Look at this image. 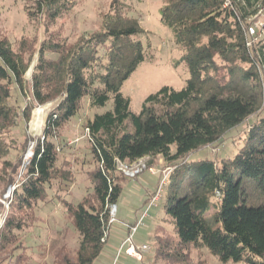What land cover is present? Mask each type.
<instances>
[{
    "label": "trees",
    "instance_id": "trees-1",
    "mask_svg": "<svg viewBox=\"0 0 264 264\" xmlns=\"http://www.w3.org/2000/svg\"><path fill=\"white\" fill-rule=\"evenodd\" d=\"M23 1L27 19L42 23L44 38L38 42L36 37H22L15 44L0 39V147L12 131L24 138L21 156L12 164L18 170L23 166L22 176L0 225L4 263L14 259L19 264L28 258L21 257L20 235L38 221L35 214L39 204L56 200L78 241L70 250L63 228L60 237L44 249L51 252L52 264H93L103 249L101 240L109 232L110 206L116 205L120 183L125 180L118 164L143 159L144 172L157 167L161 160L173 168L186 164L191 175L187 192L179 195L176 186L163 204L165 217L154 230L152 264H205L192 257L193 250H206L222 264H264V203L246 206L240 180L236 179L240 175L252 180L264 201V104L257 110L252 96L240 94L231 86L239 66L255 65L259 69L264 65V42L245 34L254 21L249 18L257 13L261 1L161 0L160 21L182 49L177 64H185L191 78L182 89L163 86L147 96L138 114L130 111L129 100L119 87L144 60L140 43L132 44L134 57L130 62L124 67L114 66L121 74L115 81L107 74L108 66L99 68L97 64L98 49L108 39H130L142 33L132 25L118 27L125 21L124 4L111 2L103 32L68 42L51 28L60 13L73 5L72 0ZM34 55L36 62L26 82L24 74ZM251 77L245 74L243 78ZM208 82L214 84L212 95L186 124L185 109L202 100ZM110 97L109 111L81 125L87 129V150L95 164L86 172L90 191L76 203L67 202L60 194L67 193L73 177L69 169L57 163L59 150L71 146L62 143L60 132L81 112L84 101L90 108H102ZM48 103L54 107L46 116L42 137L35 139L32 156L23 165L26 123L34 108ZM245 122L249 129L232 158L199 159L188 164L191 154L208 146L215 149L222 144L225 132ZM11 150L7 147L5 153ZM14 177L3 178L4 187L13 186ZM213 208L217 210V226L209 225L206 219Z\"/></svg>",
    "mask_w": 264,
    "mask_h": 264
},
{
    "label": "rangeland",
    "instance_id": "rangeland-1",
    "mask_svg": "<svg viewBox=\"0 0 264 264\" xmlns=\"http://www.w3.org/2000/svg\"><path fill=\"white\" fill-rule=\"evenodd\" d=\"M113 0H72V6L67 11L61 12L52 26L51 30H58L63 38L68 42H75L80 36L89 39L92 34L103 32L106 16L110 14L109 7ZM260 8L262 14L258 15L259 19L264 20V0H260ZM117 2L125 5L122 10L124 22L118 25L135 26L140 37H132L130 39H119L117 41L107 40L103 47L98 50L99 61L97 64L108 66V75L110 79L115 81V77H120L114 66L124 67L134 57V49L132 44L140 43V53L143 55V62L138 64L135 69L121 82L119 91L122 96L129 100L130 111L134 114L140 112L141 106L145 98L154 94L161 87L167 86L174 90L182 89L191 76L185 64H177L181 58L183 51L176 45L175 38L169 28L164 26L160 21L161 0H117ZM26 5L23 0H0V39L7 38L11 43L15 44L22 37H36L38 42L43 40L42 23L30 22L27 19L23 6ZM259 9V8H258ZM251 12V9L247 10ZM254 12V11H253ZM252 12V13H253ZM257 14V13H256ZM255 14V15H256ZM251 15H248V17ZM112 24L109 25L111 27ZM108 27V28H109ZM102 38V37H100ZM112 47V49H108ZM117 53L118 56L115 54ZM264 53V50H263ZM110 58V61H108ZM36 62V55L33 56L30 66L24 74V80L30 81L32 69ZM260 69V71H259ZM239 66L233 77L231 86L240 94L252 96L257 102V110H260L264 104V65ZM261 73V75H260ZM245 74L252 77L245 80ZM257 79V80H256ZM214 84L208 82L205 84V96L198 102H192L185 109V123L189 124L197 110L203 106L206 98L212 95ZM13 94V92H12ZM26 101H28L26 99ZM13 104V100L11 102ZM54 103H48L42 107H36L32 110L30 120L26 123L24 132L27 140L26 151L22 156V164H26L30 157H27L29 151L33 147L35 139L42 137L47 114L53 109ZM112 107V98L102 108H90L87 101H84L83 109L62 128L60 135L62 143H67L70 148L60 149L58 152L57 166L64 165L69 169L73 177V183L69 184L67 193H61L60 196L65 198L67 202H78L87 192L90 191V183L87 179L86 172L92 170L95 164L89 157L87 150V142L83 124L86 120L92 119L94 115H100L109 111ZM41 111V112H39ZM261 114V113H260ZM41 118V119H40ZM252 118L249 119L251 121ZM42 122L40 123V121ZM82 125V126H81ZM249 129L248 122L243 123L235 130L225 132L223 136L220 134L217 138L223 137L221 145L215 149L208 146L193 153L189 157V163L196 159H224L232 158L242 146L245 132ZM24 138L21 133L12 131V133L4 138L0 147V225L7 215L11 202L12 192L17 188V183L21 179L23 166L21 169L13 167L12 164L20 158L21 143ZM61 143V144H62ZM12 148L11 152L5 153V149ZM19 150V151H18ZM4 162H8L7 165ZM159 170L156 173L159 176L152 177L148 172H144L137 176L136 179L125 177L120 183L121 194L116 203L117 212L115 219L120 211L133 213L139 208V197L144 195V190L157 189L163 178V173L168 168L165 164L158 163ZM2 168V171H1ZM3 168H6L5 170ZM18 170V171H17ZM15 179L13 186L4 187L3 178L11 176ZM121 176V174H117ZM236 179L240 180L242 198L246 206L257 207L264 203L255 183L252 180L236 175ZM191 181V175L187 171V165L174 167L166 176L165 186L162 187L161 199L156 207H152L148 211V219H145L144 226L139 228L135 237L142 236L147 242L150 251L147 253L153 256V238L146 231V226L150 227L153 232L154 225L161 223L159 219L165 217L163 204L167 199L169 192L177 187L179 195L187 192V186ZM145 183V184H144ZM135 188V189H134ZM129 203V204H128ZM142 207L140 213L144 210ZM36 217L38 221L28 230L21 234V257H28L27 261L23 260L19 264H52L50 253L45 248L54 239L60 237V232L66 228L65 241L70 250L76 248L78 241L77 235L69 226V221L65 217L63 206L56 200H52L45 205L39 204L36 209ZM207 222L211 226H217V210L211 209L206 215ZM157 222V223H156ZM116 224V223H115ZM114 224V225H115ZM165 225L169 227L167 223ZM136 244V242H135ZM137 245V244H136ZM17 253H20L17 252ZM192 257L195 260H202L205 264H222L212 258L206 250H193ZM99 259L98 262H100ZM120 261V260H119ZM132 264H139L136 260H131ZM142 262V261H141ZM120 263V262H119ZM0 264L4 263V258L0 257ZM7 264H16L15 260ZM97 264V263H95ZM232 264V263H227Z\"/></svg>",
    "mask_w": 264,
    "mask_h": 264
},
{
    "label": "built area",
    "instance_id": "built-area-1",
    "mask_svg": "<svg viewBox=\"0 0 264 264\" xmlns=\"http://www.w3.org/2000/svg\"><path fill=\"white\" fill-rule=\"evenodd\" d=\"M259 14L260 15L262 14V8L258 9L256 15L249 18L250 21L251 20L254 21L246 29L245 34L248 35L249 37H257L262 42H264V20L259 19L257 17ZM247 46H250V43H247ZM85 133H87V129H85ZM117 170L123 176L134 179L136 176L142 174L146 170V165H145V161L141 159L132 163H119ZM171 170H173V168H168L165 170L159 186L150 197L144 210L140 213L135 223L127 228V234L123 237V239L120 242L113 264H117L118 260L121 257H128L140 263L143 260V255L149 252L150 250L149 246L145 244L136 245L134 242V237L138 229L144 226V221L148 217V211L152 207H156L158 202L160 201L162 187L165 186L166 176L171 172ZM148 172L152 175L157 174L156 169L154 168H149ZM115 212H116V205H111L109 210L108 226H111L116 222ZM107 236H108V232L105 233L103 239L101 240V242H103L104 244L106 243Z\"/></svg>",
    "mask_w": 264,
    "mask_h": 264
},
{
    "label": "crops",
    "instance_id": "crops-1",
    "mask_svg": "<svg viewBox=\"0 0 264 264\" xmlns=\"http://www.w3.org/2000/svg\"><path fill=\"white\" fill-rule=\"evenodd\" d=\"M196 161H198V159L194 160L193 162H196ZM158 163H162V161L158 160ZM156 168H158L157 170L160 169L159 166L155 167L154 169H156ZM150 175L152 177L159 176V174H155V175L150 174ZM173 190H172V192H173ZM153 191H154V189L153 190H147V189L144 190V195L139 197V201H140L139 208L134 213L132 211H130V212H128V215L126 216V214H127L126 211H123V210L120 211V214L118 215V217H116L117 218V220L115 222L116 224L114 223L115 225L112 224L110 226L106 243L104 244L100 255L94 261L93 264H95V263H97V264H113L116 252H117L118 247L120 245V242L123 239V237L127 234V228L130 225L134 224L135 221L138 219L142 207L145 205V202L149 199L150 194ZM171 193L169 192L167 197H169V195ZM116 212H117V207H116ZM158 221H161V220L159 219ZM156 226H157V224L154 225L153 232H150L151 225H150V227H148V226L145 227L148 235L149 236L151 235L152 238H153L154 230H155ZM135 242L137 245H140V244L147 245V242H145V240L142 239L141 235L137 236V238L135 239ZM99 259H101L100 262H98ZM119 260H118L117 264H132L131 260H133V259L128 258V257H121ZM152 260H153V256H150L149 254L146 253L143 255V260L139 264H152Z\"/></svg>",
    "mask_w": 264,
    "mask_h": 264
},
{
    "label": "bare ground",
    "instance_id": "bare-ground-1",
    "mask_svg": "<svg viewBox=\"0 0 264 264\" xmlns=\"http://www.w3.org/2000/svg\"><path fill=\"white\" fill-rule=\"evenodd\" d=\"M39 112H41V111H39ZM40 119H41V118H40ZM41 122H42V120L40 121V123H41ZM29 153H30V151H29ZM29 153L27 154V157H26V158L30 157V156H29Z\"/></svg>",
    "mask_w": 264,
    "mask_h": 264
},
{
    "label": "water",
    "instance_id": "water-1",
    "mask_svg": "<svg viewBox=\"0 0 264 264\" xmlns=\"http://www.w3.org/2000/svg\"><path fill=\"white\" fill-rule=\"evenodd\" d=\"M29 156L31 157L32 156V152L30 151V153H29Z\"/></svg>",
    "mask_w": 264,
    "mask_h": 264
}]
</instances>
